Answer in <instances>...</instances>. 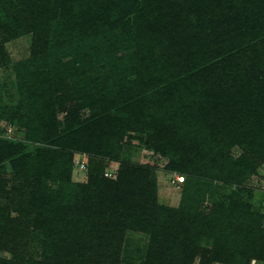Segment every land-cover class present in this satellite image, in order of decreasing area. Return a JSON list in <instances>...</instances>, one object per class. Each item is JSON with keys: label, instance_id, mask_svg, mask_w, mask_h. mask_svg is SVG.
Returning a JSON list of instances; mask_svg holds the SVG:
<instances>
[{"label": "trees", "instance_id": "obj_1", "mask_svg": "<svg viewBox=\"0 0 264 264\" xmlns=\"http://www.w3.org/2000/svg\"><path fill=\"white\" fill-rule=\"evenodd\" d=\"M88 1L45 0L37 12L41 20L39 35H43L45 26L51 30V24L55 20L64 32L69 30L79 36L90 34L81 28L77 31L75 19L78 16L73 13L75 5L86 4ZM108 2L106 7L112 5ZM200 3L208 4L210 0H201ZM124 5L129 15H134L133 20L141 16L150 17L155 29L170 28V40L167 45L171 52L176 53L173 62L178 64L174 70L178 71V74H174L175 80L170 84L168 79L172 77L167 78L165 70L159 80L148 74L149 81L152 80V83H149L140 79L139 74L141 71L148 72V66H153L155 59L150 56L151 62L148 59L139 62L137 77L132 82V87L136 90L128 88L129 93L124 95V100L128 102L125 108L127 113L121 116L111 111V108L116 106L113 100L111 103L100 99L94 102L92 96L83 94L77 81L67 78L71 76V70L68 68L62 72L54 71L52 85H47L45 77L40 75L41 68L35 67L33 70L30 61L17 65L19 105L22 107L24 104L26 108H33L35 111L30 116L33 121L27 125V137H31L33 144L39 146L32 148L28 153L23 152L24 147L20 143L0 147V163L10 160L11 169L15 174H19L20 164H26L31 155L35 158V166L28 168L25 180L28 185L32 183L31 198L35 205L38 204L35 224L42 228V234L45 236L42 237L43 249L39 261L31 258L25 260L24 254L18 251H12L13 257L21 264H103L109 256H119L121 241L128 231L148 235V261L154 264H193L198 253L204 255L202 260L207 264H236V260L240 258L247 263L249 259L264 257V221H261V215L250 211V205L241 199L238 192H234L230 206L221 214V218L216 220V210L209 214L200 211L184 213L181 209L159 205L156 181L143 167L123 164L116 179L109 180L103 176L101 168L92 166V160L89 158V161L86 160L87 171L90 167L91 171L88 172L86 182L72 183L75 154L111 159L113 151L108 147V142L113 137L122 138L127 135L130 141L135 139L130 134L143 135L144 144L149 149L171 156L168 169L187 177V188L183 192L181 208L186 203L189 187H202L205 184L199 178L203 172L207 173L208 178L216 175L214 177L225 185L232 181L241 183L245 175L255 172L258 160L264 158V131L259 130L261 115L257 109H251L255 92L264 96V91H261L264 81L259 83L255 76L245 77L244 84L235 89L234 99L230 101L233 110L226 113L227 117L223 123L218 122L219 116L209 117L198 107L199 121L197 118L195 123L180 124L178 120L186 112L185 109L193 110V106L201 101L198 97L195 103L185 108L175 109V104L173 105V102L178 103V100L171 88L180 87L185 82V79L178 75L187 58L191 57L187 52V47L191 50L188 44L190 40L185 32V20L181 17L183 11L187 12V7L179 0H125ZM95 6L100 8L96 3ZM218 7L221 8L219 0H214L212 8ZM235 11L238 12V9ZM235 18V25L241 31L243 20L246 21L247 17L243 18L235 13ZM84 19L85 27L89 31L90 28L99 26L98 19ZM42 21L45 22L44 25ZM238 21L240 24H237ZM251 25L256 31L251 43L262 47L264 20L252 19ZM35 26L36 22L33 29ZM178 32L179 37L176 36ZM109 42L111 45V41ZM245 50L242 52L245 53ZM106 51L111 53V46ZM122 53L123 56L127 55V52ZM230 56H233L230 62L227 59L229 56H226L214 63H202L204 70L202 73H196L200 82L195 85L197 92L198 86L211 76L220 79L223 70L233 66L232 71H235L243 67L244 56L243 53L241 55V50L237 49ZM82 57L92 65L88 76L97 75L102 78L106 67L92 63L96 59V52L93 59H87L86 55ZM122 59L121 57L115 60L114 70L124 64ZM167 64H163L161 69H166L172 63L168 66ZM118 72L126 73V70ZM118 72L115 71V74ZM255 73L259 74L256 71ZM201 77L204 78L203 81L200 80ZM33 79L39 80L32 82ZM110 79L111 82L115 81L113 77ZM191 80L189 79L190 82ZM154 85H159L162 90L148 97V92ZM107 86L111 89L109 82ZM66 89L70 91L67 94L64 93ZM72 102L79 103L78 110L71 112L64 121L58 120V114L62 112L63 107ZM155 105L166 109L161 119L155 117ZM83 109L89 111L90 115L82 119L78 117V113ZM173 109L177 112H172ZM227 122L237 130L231 128L228 133L220 130L219 127H224ZM236 144L248 147L247 153L239 158H235L230 152L231 147ZM51 186L57 188L53 189ZM58 186L62 191L58 190ZM233 216L236 224H224L217 230L219 222L223 223L224 219H231ZM252 217L255 221L244 224ZM201 228H205V232L200 233ZM210 236H217L212 240L211 249L205 250L198 246L201 238L210 239ZM223 236L226 237L223 239ZM232 241L234 242L231 244Z\"/></svg>", "mask_w": 264, "mask_h": 264}, {"label": "rangeland", "instance_id": "obj_2", "mask_svg": "<svg viewBox=\"0 0 264 264\" xmlns=\"http://www.w3.org/2000/svg\"><path fill=\"white\" fill-rule=\"evenodd\" d=\"M124 1L101 0L97 2L89 0L86 4L75 5L73 13L78 16L75 19L78 27L77 31L81 28L86 30L85 33L90 32V34L79 36L72 34L69 30L67 32L62 31L57 20L52 22L51 30L45 26L43 35H39L41 20L37 12L39 6L45 0H0V147L20 143L24 147L23 152L28 153L32 148L39 146V144H33L31 137H27V125L33 121L30 116L35 111L33 108H26L24 104L22 107L19 105V81L16 70L17 65L23 62L30 61L33 70L35 67L41 68L40 75L45 77L47 85H52L51 81L55 77L54 71L62 72V70H66L65 68L70 69L71 76L69 75L67 78L76 80L81 90H83V94L92 96L94 102L100 99V101L106 100V102L111 103L113 100L116 106L111 108V111L121 116L127 113L125 108L128 102L124 100V95L129 93L130 89L128 88L130 87L133 91L136 90L132 87V82L137 77L139 62L145 59L151 62L152 57L149 58L150 56L155 59L154 65L148 66V72H140V79L152 83V80L149 81L148 74L159 80L165 70V76L167 78L172 77L168 79V84L174 82L173 76L175 73L178 74V71L175 72L174 70L178 64L173 62L176 53L171 52L167 45L169 44L167 43L168 40H170V28L155 29L152 24L153 20L150 17L144 18L141 16L139 19L133 20L134 15H129V12L125 10ZM179 1L185 3L187 7V12L183 11L181 17L185 20V32L190 40L188 44L191 46V50L187 47V52L191 54V57L187 58L186 61L184 60L183 69L178 75V77L184 78L185 82L180 87L171 88L176 93L178 100V103L174 101L173 105L175 104L174 108L178 109L190 106L197 101L198 97L201 98V101L200 104L193 106L195 109H185L186 112L183 116H180L178 122L180 124L195 123L197 118H199V121L198 107H200L204 114L209 115V117L219 116L217 117L220 118L218 122L223 123L225 117H227L226 113L233 110H231L233 106L230 101L234 99L235 89L240 84H244L245 77L255 76L258 78L259 83L264 81V45L261 47L259 44L251 43L256 32L253 30L251 21L255 18L264 20V0H219L220 9L219 7L212 8L214 0H210L208 4L200 3L201 0ZM107 2L112 5L106 7ZM95 3L100 8H97ZM193 4L196 5V8ZM236 9H238V12L235 11ZM131 11H133V8ZM235 13L243 18L247 17L246 21L243 20L241 31L235 25ZM258 13L259 15H257ZM84 18H92L93 21L98 19L100 23L97 24L99 26H94L89 31L85 27ZM35 22L36 28L33 29ZM44 24L45 22H43ZM237 24H240V22L238 21ZM173 27L175 28V25ZM176 36H180L179 32ZM109 41H111V45ZM109 46H111V53L106 51ZM237 49L241 50V55L243 53V67L232 71V64H228L232 67L223 70L220 73V79H214L211 76L200 87L198 86L199 90L197 92L195 85L199 82V78L196 73H202L204 70L202 63L206 61L214 63L219 58H225L226 56H229L227 59L230 62L233 60V56L230 55ZM242 50H245V53ZM95 52L96 59L92 63L99 67H106L104 75L101 76L102 78L97 75L88 76L90 70H92V65L89 60L86 61L82 57L86 55L87 59H93ZM122 52H127V55L123 56L124 53ZM121 57L124 64L119 65V69L114 70L115 60ZM165 63H168L167 66L172 64L166 69L164 67L161 69ZM124 69L126 73L118 72ZM83 71L85 74H82ZM115 71L118 74H115ZM56 76L58 77V75ZM111 77L115 81L111 82ZM91 78L100 79L93 82ZM189 79H192L191 82ZM200 80L203 81L204 78L201 77ZM233 80L235 83H232ZM108 82L111 89L107 86ZM68 90L66 89L64 93H69ZM161 90L162 88L159 85H154L148 92V97ZM261 91H264V84ZM40 93H42V90ZM251 105L252 110L257 109L260 113L262 121L259 123V130L264 131V96L260 95L259 92H255ZM78 106L79 103L76 102L66 104L62 112L58 114V120L64 121L71 112L78 110ZM158 107V105L153 107L155 108V117L161 119L166 109ZM207 110H210V112ZM171 111L177 112L174 109ZM78 114V117L82 119L90 115L89 111L84 109L79 111ZM223 126L219 129L224 130L225 133H228L231 128L237 130L230 122L225 123ZM262 134L264 137V132ZM130 135L135 139L130 141L127 135L122 138L121 136L113 137L108 142V147L113 151L111 159L95 158L87 156V154H75L72 183L82 184L86 182L88 172L91 171V167L87 171L89 158L92 160L90 161L92 166L96 165L97 168L102 169L104 177H106L105 173L112 174L106 177L109 180L116 179L123 164L134 165L147 169L155 179L159 205L175 210L181 209V212L184 213L200 211L209 214L216 210L214 218L218 220V218H221V214L230 206L234 192H238L241 199L250 205V211L261 215V221H264V158L258 160L259 163L255 172L245 175L241 183L232 181V183L225 185L214 177L216 175H211V178H208L207 173L203 172L199 178L205 184L202 187L188 186L186 203L181 208V201L184 198L183 192L187 188V177L169 170L168 166L172 157L149 149L144 144L143 135ZM184 144L186 146V143ZM247 150L248 147L236 144L231 147L230 152L235 158H239L245 152L247 153ZM9 162L10 160H4L0 163V264H21L15 260L12 251L24 254L25 260L34 259L39 261L43 249L42 237L45 235L42 234V228L35 224L38 204L35 205V201L31 198L30 187L32 183L28 185L25 180L28 168L35 166V158L31 155V159L26 164H20L21 161H19L21 166L19 174H15ZM77 162H83L86 165L83 172H77ZM177 178L180 179L177 180ZM51 187L53 189L57 188V186ZM58 190L62 191L59 186ZM33 204L35 207H33ZM234 217H231V219L227 217L223 220V223L219 222L217 230L224 224L228 226L236 224ZM254 217L249 218L244 224L255 221ZM199 232H205V228H201ZM216 237L201 238L198 246L209 250L213 238ZM225 237L223 236V239ZM149 241L147 234L128 231L121 241L119 256L112 257L108 255L109 259L107 258L103 264H154V262L148 261ZM198 252H200V249ZM203 256V254L198 253L193 264H207L205 260H202L204 259ZM212 264L227 263L214 262ZM236 264H264V257L256 260L249 259L247 263L240 258L236 260Z\"/></svg>", "mask_w": 264, "mask_h": 264}, {"label": "built area", "instance_id": "obj_3", "mask_svg": "<svg viewBox=\"0 0 264 264\" xmlns=\"http://www.w3.org/2000/svg\"><path fill=\"white\" fill-rule=\"evenodd\" d=\"M77 165H78V170L79 171H83L86 169V165L83 163V162H77ZM112 174L111 173H105V176L108 177V176H111ZM180 178H177V180H179Z\"/></svg>", "mask_w": 264, "mask_h": 264}]
</instances>
